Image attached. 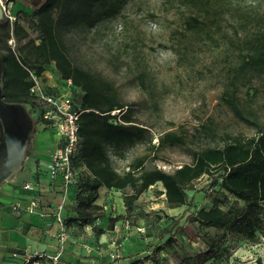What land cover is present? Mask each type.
<instances>
[{"label": "trees", "instance_id": "16d2710c", "mask_svg": "<svg viewBox=\"0 0 264 264\" xmlns=\"http://www.w3.org/2000/svg\"><path fill=\"white\" fill-rule=\"evenodd\" d=\"M127 1L43 0L32 7L38 41L29 37L23 26L15 22L12 27L5 18L0 23L3 98L35 104L29 70L41 77L50 63L62 79H70L81 91L74 106L78 112L79 142L72 162L87 174L72 184L76 214L64 218L65 224L92 225L95 236L104 232L93 224L102 210L96 202L100 187L123 192L124 213L117 218L131 219L135 224L139 214L136 200L150 186L162 184L159 192L164 194L169 207L190 205L187 190L207 175L211 184H218L219 188L207 193L212 197V205L199 208L194 220L216 232L207 236L204 249L184 254L171 264H229L226 241L242 239L255 244L264 238V122L253 111L244 109L239 94L241 86L253 84L256 77L264 75V10H240L235 0H178L188 10L182 17L181 28L172 32V50L178 64L191 73L198 52L221 48L226 62L221 66L224 81L219 99L255 132L243 136L225 131L222 144L213 145L201 139L209 131L206 124H201L190 133L171 128L160 131L154 143L150 126L135 119L118 87L101 72L74 63L69 54L68 41L74 34L98 32L118 16ZM12 36L18 43L16 51L7 44ZM124 46L125 55L121 56L117 48L110 60L118 69L132 66L135 84L155 104L156 77L139 56L135 44L127 42ZM38 122H42L41 112L36 117ZM192 142L195 146L190 145ZM139 143L148 151L128 161L127 169L118 170L114 160L125 159L128 150ZM175 145L188 148L192 161L171 171L147 164L158 158L162 148ZM178 224V219L173 221L171 228L162 230L158 243L152 245L145 257L128 264H146V260L161 264L158 253L172 248L176 237L167 234ZM256 263L262 264L259 258Z\"/></svg>", "mask_w": 264, "mask_h": 264}, {"label": "rangeland", "instance_id": "374dc122", "mask_svg": "<svg viewBox=\"0 0 264 264\" xmlns=\"http://www.w3.org/2000/svg\"><path fill=\"white\" fill-rule=\"evenodd\" d=\"M3 3L9 5L10 11L15 13L16 23L27 30L29 37L38 41L39 33L35 28L36 20L32 15V8L21 2L10 3L3 0ZM235 4L240 10H264L262 0H235ZM186 13L188 10L178 0H128L118 16L106 27L98 32L92 30L86 36L74 34L68 41L70 57L74 63L101 72L118 87L124 100L131 106L135 119L150 126L154 143H157L155 136L160 131L171 128L190 133L201 124L209 127L208 135L202 134L201 139L213 145L222 144L221 135L225 131L243 136L254 134L255 129L239 121L219 99L224 81V70L221 66L226 62L221 48L198 52L191 73L178 64L172 50L175 41L172 32L181 28V20ZM127 42L136 45L139 56L148 64L158 81L155 104L135 84L132 66L118 69L110 60L117 48L121 56L125 55L123 49ZM7 44L17 50L18 43L14 36L7 40ZM39 82L44 91L68 93L73 106L78 104L81 91L65 83L53 63L46 66ZM239 94L244 109L253 111L264 122V75L256 77L253 84L241 86ZM34 101L35 104L25 103L35 121L26 154L29 150H41L50 158L57 146L56 136L52 128L42 125L41 122L36 123L43 104L35 96ZM190 145L195 146V143ZM146 151L148 149L144 144H136L128 150L125 159H115L114 165L120 171L125 170L128 161ZM191 161L188 148L175 145L162 148L158 158L147 164L171 171ZM4 187L3 194H9V186ZM212 188H219V185H212L210 178L203 175L194 182L193 189L187 190L190 205L172 208L167 205L164 194L159 192L163 187L158 182L136 200L139 214L135 224H132L131 219L126 221L117 218L124 213L123 192L118 189L105 190L96 200L102 205V210L93 220V224L102 227L104 232L96 237L92 225L74 229L83 237L81 244L84 252L91 255L88 263L128 264L134 259H142L151 251L152 245L158 243L162 230L171 228L173 221L177 219L179 224L167 234L176 237V242L172 248L158 253L161 264L174 263L184 254H193L204 249L207 236L216 231L199 225L194 220V214L199 208L212 205V197L207 194ZM12 201L10 194L3 199L6 205ZM1 209L8 211L6 207ZM224 245L230 253L229 264H257L258 258L264 264V238L261 246L242 239L228 240ZM145 263L152 264L150 260Z\"/></svg>", "mask_w": 264, "mask_h": 264}, {"label": "crops", "instance_id": "0c3cea01", "mask_svg": "<svg viewBox=\"0 0 264 264\" xmlns=\"http://www.w3.org/2000/svg\"><path fill=\"white\" fill-rule=\"evenodd\" d=\"M55 140L57 141V137ZM48 160L49 155L43 151L29 150L12 179L0 186V264H20L21 255L28 249L53 252L57 248L59 226L54 220L52 211L60 199V179H56L53 183L49 180ZM26 182L34 183L35 188L31 190L23 188ZM5 185L9 186V194L13 201L21 200L22 203H26L31 197L39 195L41 197L39 208L33 212H27L24 209L19 212L9 210V206L3 202V199L9 195L3 194ZM105 190L107 188L100 187L99 196ZM74 195L75 188L72 186L66 194V205L63 212L66 219L76 214ZM5 207L8 211L1 209ZM65 226L69 237L64 242L59 264H89L88 260L91 255L84 252L85 249L81 244L83 237L74 230L86 225L71 222ZM262 244L263 238L254 245L261 246ZM89 245L93 246V244Z\"/></svg>", "mask_w": 264, "mask_h": 264}, {"label": "built area", "instance_id": "2783aa9c", "mask_svg": "<svg viewBox=\"0 0 264 264\" xmlns=\"http://www.w3.org/2000/svg\"><path fill=\"white\" fill-rule=\"evenodd\" d=\"M0 5L4 17L12 26L16 20L15 13L10 11L9 5L0 0ZM30 78L33 84L30 92L43 104L42 125L53 129L57 137V146L50 155L47 162V173L49 180L53 183L56 179L59 181L60 199L53 208L52 214L54 220L59 226L57 234L58 245L53 252L45 250L28 249L21 255L20 264H59L60 256L64 248V242L69 235L64 222V209L66 205V194L72 187V184L78 180L79 176H84L87 171L84 168H78L73 165L72 157L78 148V112L75 110L70 95L68 93H48L40 87L39 76L34 71L29 70ZM68 85H72L70 79H63ZM114 110L112 112H117ZM23 188L31 190L35 188L34 183L26 182ZM41 197L35 195L26 203L21 200L12 201L8 206L11 211L19 212L24 209L27 212H33L39 208ZM128 223L126 222V227Z\"/></svg>", "mask_w": 264, "mask_h": 264}, {"label": "water", "instance_id": "95a60500", "mask_svg": "<svg viewBox=\"0 0 264 264\" xmlns=\"http://www.w3.org/2000/svg\"><path fill=\"white\" fill-rule=\"evenodd\" d=\"M2 72L0 54V186L21 167L35 128L24 103L3 98Z\"/></svg>", "mask_w": 264, "mask_h": 264}, {"label": "flooded vegetation", "instance_id": "af4514ba", "mask_svg": "<svg viewBox=\"0 0 264 264\" xmlns=\"http://www.w3.org/2000/svg\"><path fill=\"white\" fill-rule=\"evenodd\" d=\"M43 0H6V2H10V3H17V2H21L23 5H27L30 8L39 5ZM3 11H2V7L0 5V23H2L5 20V17L2 16Z\"/></svg>", "mask_w": 264, "mask_h": 264}]
</instances>
